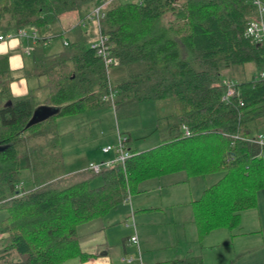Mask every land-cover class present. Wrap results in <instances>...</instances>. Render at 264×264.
<instances>
[{
	"label": "trees",
	"instance_id": "16d2710c",
	"mask_svg": "<svg viewBox=\"0 0 264 264\" xmlns=\"http://www.w3.org/2000/svg\"><path fill=\"white\" fill-rule=\"evenodd\" d=\"M103 2L104 15L96 26L87 15ZM73 10L81 20L69 30L64 50L45 55L41 44L62 34L59 15ZM257 18L253 0H0V34L19 28L37 32L27 73L43 76L46 89L42 101L34 89L13 95L9 58L0 54V146H5L0 150V209L7 213L0 233L8 234L7 248L16 254H0V264L90 258L80 247L78 224L127 200L140 180L179 170L187 176L221 175L192 202L199 237L236 227L241 213L256 207L257 191L264 188V145L252 141L258 134L264 138V77L259 76L264 46L246 35L249 21ZM90 23L106 38L108 64L91 45L96 34L86 31ZM247 63L257 75H245ZM224 78L236 84L237 94L229 101L222 99ZM143 101L154 104L155 146L136 151L127 137L121 141L131 156L123 163L99 173L87 169L100 183L90 185L91 177L54 186L63 175L70 179L57 116L112 106L117 119L132 117ZM39 103L60 111L24 128ZM25 169L30 187H18ZM156 264L202 260L189 256Z\"/></svg>",
	"mask_w": 264,
	"mask_h": 264
},
{
	"label": "rangeland",
	"instance_id": "374dc122",
	"mask_svg": "<svg viewBox=\"0 0 264 264\" xmlns=\"http://www.w3.org/2000/svg\"><path fill=\"white\" fill-rule=\"evenodd\" d=\"M80 20L81 13L76 10L61 13L58 28L62 34L41 44L42 52L52 55L63 51L64 42L71 38L69 30ZM87 26V32L96 34L92 23ZM26 31L30 32L28 28ZM19 41L21 45L16 52L22 55L23 68L14 79L19 84L24 82L28 91L34 89L36 100L42 101L46 96L44 77L27 73L32 65L34 41L30 37ZM244 70L247 77L258 74L251 63L245 64ZM55 120L64 169L71 173L70 179L63 175L54 180L52 183L57 187L95 176L87 172L88 163H102L113 158V152L103 153L102 146H114L119 140L130 137L131 147L141 151L159 141L157 134L151 133L154 126L152 101L141 102L138 115L132 117L117 119L113 107L105 106L74 116H57ZM77 172L79 174H75ZM21 176L23 180L19 183L30 187L29 170H23ZM220 176V173L187 176L179 170L140 180L129 199L108 210L104 216L77 225L81 249L93 252L97 264H126L122 257H131V264H156L182 257L188 249L199 255L203 264H264V188L257 191L256 207L244 210L236 227L215 229L199 237L193 222L192 202ZM98 183L97 176L90 181V185ZM6 214L0 209V221ZM131 235L136 237V242L129 240ZM124 239L128 240L123 243ZM9 243L8 234L0 233V254L5 258L16 255L13 249L7 248Z\"/></svg>",
	"mask_w": 264,
	"mask_h": 264
},
{
	"label": "built area",
	"instance_id": "2783aa9c",
	"mask_svg": "<svg viewBox=\"0 0 264 264\" xmlns=\"http://www.w3.org/2000/svg\"><path fill=\"white\" fill-rule=\"evenodd\" d=\"M254 4L257 6L258 9V18L253 19L249 21L247 28H246V35L252 39L253 42L257 44H262L264 46V21H263V13H264V3L261 0H253ZM106 2L101 3L96 9L89 12L87 15V18L91 21H94L96 26L99 23V19L103 17V8L106 5ZM83 24V23H82ZM27 28H19L15 31H9L7 33L0 34V42H4L7 40L15 39V38H23V37H30L35 43L38 41L39 37L37 35V32L35 29H29L30 32L26 31ZM105 37L101 36L99 33L96 34L95 39L92 41L91 45L96 49V53L100 56H102L104 63L108 64L111 62V58L108 57L104 43H105ZM65 45H67V42H64ZM260 77H264V72L260 73ZM222 84L225 87V93L222 96V99L225 101H229L234 95H236V84L233 80L224 78L222 80ZM239 104L243 105L242 99H238ZM184 128V133L186 135H189V131L186 127ZM237 137V136H235ZM252 141H255L259 145H264V138L261 134L256 135L255 138L252 139ZM102 152L107 153L109 151L113 152V158L109 159L102 163H94L89 162L87 169L91 170L93 173H99L102 169V167L110 166L116 162L123 163L127 158L131 156V153L128 148L125 147L124 143L119 140V142L114 145H107L103 146L101 148ZM22 184L19 183L18 187ZM130 241L136 242L137 239L135 236H130ZM124 260L127 263H131L133 259L131 257L124 258Z\"/></svg>",
	"mask_w": 264,
	"mask_h": 264
},
{
	"label": "crops",
	"instance_id": "0c3cea01",
	"mask_svg": "<svg viewBox=\"0 0 264 264\" xmlns=\"http://www.w3.org/2000/svg\"><path fill=\"white\" fill-rule=\"evenodd\" d=\"M20 38H16V39H12V40H7V41H4V42H0V54H7L8 55V58H9V67L12 71V75H15L13 76V80L11 81L10 83V88H11V92L13 95L15 96H22V95H26L28 93V90L26 88V84L23 82V83H17L15 81V77L19 75V73H21L20 71V68L22 69L23 68V60H22V55L18 54L16 51L17 49L19 48V45H21V41H19ZM37 43H33L32 45L35 47ZM30 70V69H29ZM103 147V146H102ZM104 153V152H103ZM87 169V167H86ZM85 169V170H86ZM80 173V171H79ZM78 172L75 173V174H79ZM66 174H71L70 172L66 173ZM81 174V173H80ZM82 177H83V174H81ZM80 177V176H79ZM82 179V178H80ZM129 199V198H128ZM194 222V221H193ZM132 236V235H131ZM130 238V236H129ZM128 240V239H124L123 240V243ZM130 240V239H129ZM84 251V250H83ZM85 252L91 254V257L84 260V261H81L79 258L75 257V258H71V259H68L66 261H63L61 263H58V264H97L96 261H94V254L93 252L91 251H86ZM189 256H197V257H200L199 255H196V254H192L191 253V250H187L186 251V254L182 257H175V258H170V259H167V260H172V259H176V258H184V257H189ZM125 257H122V261H124L126 264H131V263H127L125 260H124ZM201 258V257H200ZM203 264V263H202Z\"/></svg>",
	"mask_w": 264,
	"mask_h": 264
},
{
	"label": "water",
	"instance_id": "95a60500",
	"mask_svg": "<svg viewBox=\"0 0 264 264\" xmlns=\"http://www.w3.org/2000/svg\"><path fill=\"white\" fill-rule=\"evenodd\" d=\"M59 111H60L59 106L47 105V104L37 105L33 109L31 116L28 119V121L26 122L24 128H28V127H31L35 124L43 122V121L47 120L48 118L57 115L59 113ZM3 148H5V146H0V150H2Z\"/></svg>",
	"mask_w": 264,
	"mask_h": 264
}]
</instances>
